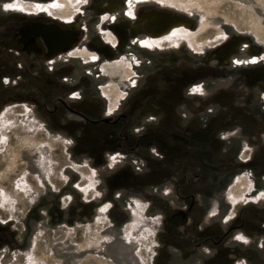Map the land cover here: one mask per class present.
I'll return each instance as SVG.
<instances>
[{
  "label": "rangeland",
  "instance_id": "obj_1",
  "mask_svg": "<svg viewBox=\"0 0 264 264\" xmlns=\"http://www.w3.org/2000/svg\"><path fill=\"white\" fill-rule=\"evenodd\" d=\"M182 1L72 0L64 23L63 0H0V221L14 228L42 197L59 208L76 187L89 205L70 223L32 220L24 247H1L0 264H148L156 217L133 228V198L264 195L252 179L264 180V0ZM153 10L193 36L148 37L141 48ZM34 24L71 31L72 48L50 55ZM82 47L99 61L66 57ZM120 60L133 65L130 81L109 65ZM109 85L120 94L113 110ZM111 196L126 214L117 226L105 213Z\"/></svg>",
  "mask_w": 264,
  "mask_h": 264
},
{
  "label": "crops",
  "instance_id": "obj_2",
  "mask_svg": "<svg viewBox=\"0 0 264 264\" xmlns=\"http://www.w3.org/2000/svg\"><path fill=\"white\" fill-rule=\"evenodd\" d=\"M178 48L179 44H176L172 50ZM253 135L258 137V143L263 142L260 135ZM243 145L248 144L244 142ZM73 166L78 171L81 168L80 173L85 172L82 165ZM256 175L252 178L255 193H260L264 191V180ZM103 181L106 183L105 178ZM75 189H65L68 195L56 209L45 207L48 197L36 201L26 217L11 220L17 228L0 221V249L10 244H14L15 249H22L27 241L25 228L32 220L47 223L81 220L89 205L84 198L78 197ZM51 192V198H56L57 193ZM105 198L107 195L102 199ZM120 200L117 196L106 200L105 213L110 225H119L126 216ZM132 201L129 209L131 212L139 210L141 217L133 228L147 217H156L148 264H264V195L261 193L259 199L248 201H237L228 196L204 199L176 192L162 193L146 202L134 198Z\"/></svg>",
  "mask_w": 264,
  "mask_h": 264
},
{
  "label": "flooded vegetation",
  "instance_id": "obj_3",
  "mask_svg": "<svg viewBox=\"0 0 264 264\" xmlns=\"http://www.w3.org/2000/svg\"><path fill=\"white\" fill-rule=\"evenodd\" d=\"M70 1H72V0H69L68 2L63 0V2L65 3L64 6H66V8H65V11L62 13V16L60 18L61 22L67 23V22H69V20L72 19L71 16L74 14L73 10H71V8H68V5H69ZM146 1H149V0H143V2H146ZM76 2H78V0H76ZM152 12L153 13H163L164 14V12H161V11L159 12V11L153 10ZM152 12H148V13L146 12L145 15H144V26H145V30L148 33H147V36L144 38L145 41L140 40V44H141L140 46H143L141 48H145L144 46H146V44H147L146 43V41H147L146 39L148 37H152L153 39H162L164 37H168V35H171L172 31L179 29L180 26H181V24L180 25L179 24L178 25H172L167 31L160 30V29H162L161 26L160 25H156L155 23H153L154 22V18H152V20L149 18V13H152ZM167 15L171 16V17L175 16V15H169V14H167ZM175 17H178V16H175ZM104 19H105V17H104ZM179 19H181V18H179ZM104 22L105 21H102V24ZM182 25L185 26V24H182ZM98 27H99V30L102 31L101 26L99 25ZM32 31L39 35V37L41 38L42 42L46 43V45H47L46 47H47V49L49 51V54L54 56V57H55L56 54L57 55L58 54L63 55L62 53L66 52V50H68L69 48H72L73 34H72L71 31L63 30V29H61L59 27H56L54 25H51V24H48V25H46V24H34L32 26ZM104 31H107V30H104ZM40 33L45 37V39H44V37H42V35H40ZM105 37H106V40L108 42H110V43H111V41L113 42V44H114L113 47L115 49L117 47V39L115 38V36L108 31V32H106ZM178 37H181V36H178ZM133 39H135V38H133ZM136 42L137 41H133V43H136ZM83 52H87L90 55H85V54L83 55ZM69 55L72 56V57L83 56L85 58H87V57L88 58H93V56H96L95 60L93 62H89L91 64H95V63H97L99 61V55L97 53H94L92 55L91 52L88 51L85 47L74 48V49L69 51V53H68V55L66 57H70ZM134 59L138 60V58H134V57H131L129 60L131 62H133ZM83 62H85V61H83ZM116 62H121V60L120 61H115L114 63H116ZM127 63H128L127 64L128 68L131 71V73H130V75H131V74H133V65L129 61H127ZM109 65H111V63ZM138 65H139V62H138ZM101 69L106 74H110V71L108 70V68L105 65H102ZM130 75H129V79L126 76V79H128L127 81H130ZM59 100L62 103H65L62 99H59ZM119 101H120V95L118 97V102L116 103V105L114 107H110L109 106L110 110L116 109V107L119 105ZM102 120L104 122H107V119H102Z\"/></svg>",
  "mask_w": 264,
  "mask_h": 264
},
{
  "label": "bare ground",
  "instance_id": "obj_4",
  "mask_svg": "<svg viewBox=\"0 0 264 264\" xmlns=\"http://www.w3.org/2000/svg\"><path fill=\"white\" fill-rule=\"evenodd\" d=\"M171 2H174V3H177V4H183V1L182 0H171ZM188 6L190 7V5L188 4ZM149 18L152 20V18H154V22L153 23H155L156 25H160L161 26V28L162 29H160V30H165V31H167L172 25H180L181 24V26H182V24H185L186 22L184 21V20H181V19H179L178 17H171V16H168L167 14H163V13H149ZM257 22V21H256ZM253 24V23H252ZM258 24V23H257ZM255 29V28H254ZM258 29V28H257ZM256 30V29H255ZM264 30V29H263ZM186 32V33H185ZM40 35H42L41 33H40ZM175 36V37H178V36H184V35H186V36H189V37H192L193 36V34H190L189 32H187V31H184L183 29H177V30H174V31H172V33H171V35H168V36ZM264 36V35H263ZM42 37H44L43 35H42ZM44 39H45V37H44ZM90 55L89 53H87V52H83V55ZM128 63H127V61H125V60H121V62H116V63H114V64H111L110 66L111 67H113V68H115V69H117L118 70V72L119 73H123L124 75H125V78H126V76H127V78L129 79V75H130V73H131V71H130V69L128 68V65H127ZM114 70L112 69V71L111 72H113ZM116 71V70H115ZM127 79V80H128ZM118 86H114V85H112V86H107L106 88H105V91H106V95L108 94H110L111 93V95L110 96H108L109 97V105H110V107H114L115 105H116V103L118 102V97H119V91H118ZM117 90V91H116ZM14 152V151H13ZM13 155H14V153H13ZM14 162V161H13ZM244 180V179H243ZM242 180V182H244ZM80 187V186H79ZM231 193H234V192H231ZM239 264V263H238ZM241 264V263H240Z\"/></svg>",
  "mask_w": 264,
  "mask_h": 264
},
{
  "label": "snow or ice",
  "instance_id": "obj_5",
  "mask_svg": "<svg viewBox=\"0 0 264 264\" xmlns=\"http://www.w3.org/2000/svg\"><path fill=\"white\" fill-rule=\"evenodd\" d=\"M10 7H11V5H9V4H5V5H4V8H5V9L10 8ZM236 238H237V239H242V237H239V236H237Z\"/></svg>",
  "mask_w": 264,
  "mask_h": 264
}]
</instances>
